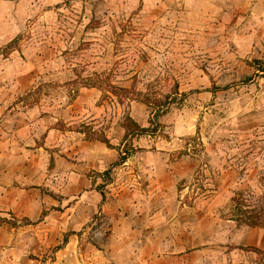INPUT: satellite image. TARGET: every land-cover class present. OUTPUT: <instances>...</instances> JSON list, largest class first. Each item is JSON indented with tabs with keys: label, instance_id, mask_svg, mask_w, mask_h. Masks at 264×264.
<instances>
[{
	"label": "rangeland",
	"instance_id": "obj_1",
	"mask_svg": "<svg viewBox=\"0 0 264 264\" xmlns=\"http://www.w3.org/2000/svg\"><path fill=\"white\" fill-rule=\"evenodd\" d=\"M239 191L264 196V0H0V264H255Z\"/></svg>",
	"mask_w": 264,
	"mask_h": 264
},
{
	"label": "trees",
	"instance_id": "obj_2",
	"mask_svg": "<svg viewBox=\"0 0 264 264\" xmlns=\"http://www.w3.org/2000/svg\"><path fill=\"white\" fill-rule=\"evenodd\" d=\"M92 85V84H89ZM111 90L110 92H112L115 96H119V92L120 91H128L127 88L125 87H119L117 85H109ZM120 100V99H119ZM146 102L148 104H154L157 107V111H155V113L153 114L155 118L158 117V115L160 114L159 112V104H156L155 101H149V99H145ZM123 128L125 129V135H124V139L126 141V138L128 136H133V135H137L140 132H145V131H151L150 127H141L140 125H138L135 121H133V119L129 116V115H125L123 117V123H122ZM91 138H94L96 140L102 141L104 143H106L108 146H111L109 144V141L107 139L106 136L102 135V136H92ZM125 155L121 154L120 159L123 160L125 159ZM245 193L243 191H239L237 192V196L233 197V201H235V205L233 206V211L235 213L232 214V219L237 221L238 223H242L246 226H250V227H264V196L260 195L258 196V202L260 204H258L256 207H252V208H244L243 207V203L242 201L245 199L244 198ZM249 196V195H247ZM253 196L250 195V198H252ZM249 198V197H246ZM15 218V217H14ZM26 221V222H25ZM8 223L10 222L8 219H5L4 217L0 216V223ZM23 222V221H22ZM25 224H27L29 222L28 219H24ZM11 224H15V222L11 221ZM242 249L244 250H250L255 252L258 255L257 260L255 261V264H264V248H258V247H254V246H249V247H243Z\"/></svg>",
	"mask_w": 264,
	"mask_h": 264
}]
</instances>
